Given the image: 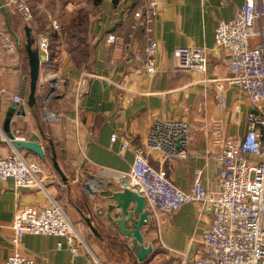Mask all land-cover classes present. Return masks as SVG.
Masks as SVG:
<instances>
[{
	"label": "crops",
	"instance_id": "crops-1",
	"mask_svg": "<svg viewBox=\"0 0 264 264\" xmlns=\"http://www.w3.org/2000/svg\"><path fill=\"white\" fill-rule=\"evenodd\" d=\"M24 1L32 11L29 24L7 5V14L0 12V23L20 43L25 40L26 24L35 41L40 35L48 37L49 60L41 62L39 80L53 81V92L44 99L39 87L35 106H29L28 65L22 46L14 56L3 55L0 130L5 135L6 112L14 103L11 97L19 94L23 114L14 112L8 127L15 138L42 145L44 159L26 149L18 151L26 160L39 164L38 178L45 190L40 186L16 187L12 178L0 182V264L14 250L12 220L16 210L49 206L51 199L59 204L84 244L72 254L64 237L23 234L19 251L35 264H182L184 259L199 256L211 215L200 212L195 202H187L173 214L148 219L141 233L144 244H151L152 250L143 262H136L130 238L107 217L110 194L122 189L112 173L129 170L134 151L141 149L147 161L164 170L179 189H190L197 170L202 172L204 188L218 189L221 168L216 157L221 140L228 134H244L251 108L247 95L224 81L230 74V55L215 45L214 28L219 21L234 18L245 0H159L151 24L158 41L156 71L151 74L145 72L143 59L114 58L112 46L105 42L108 33L123 38L128 35L132 11L143 0ZM81 17L82 23L77 22ZM71 22L79 38H70L64 30L70 29ZM134 34L133 44L143 46V27ZM178 46L203 47L206 71L178 69L173 57ZM82 79L85 83L79 86ZM218 84L225 87L222 106L216 99ZM50 112L56 114L54 120L48 119ZM155 118L189 123L191 141L186 158L163 156L145 147V134ZM112 134H116L115 140H111ZM123 143H127L126 148H122ZM14 150L10 141H0L1 156ZM52 150L65 181L53 165ZM85 217L91 218L97 234Z\"/></svg>",
	"mask_w": 264,
	"mask_h": 264
},
{
	"label": "built area",
	"instance_id": "built-area-1",
	"mask_svg": "<svg viewBox=\"0 0 264 264\" xmlns=\"http://www.w3.org/2000/svg\"><path fill=\"white\" fill-rule=\"evenodd\" d=\"M21 19L29 24L32 11L24 0H6ZM159 7V0H143L132 11L128 38L108 33L105 42L112 46L116 59L144 60V70L156 71L158 41L151 32V24ZM52 26L57 28L55 21ZM142 26L146 32L143 46H134L131 38ZM214 43L229 52L230 74L224 78L236 85L248 98L251 110L246 116L245 132L241 136L225 135L221 140L216 159L220 164L218 189L208 190L202 184V172H195L192 186L183 191L174 185L164 170L154 168L144 151L136 149L129 170L112 173L119 179L121 188H128L146 200L148 219H158L160 214H173L183 204L195 202L200 212L211 215L205 229L199 256L183 260L182 264H264V0H245L243 6L230 20H221L214 28ZM35 46L49 60V39L36 38ZM17 45L11 34L0 23V59L14 56ZM115 54L120 55L115 57ZM175 66L181 70L206 71V50L199 46H178L173 50ZM130 60V59H129ZM84 79L79 86L84 85ZM216 99L224 105L223 85H217ZM82 90H78L81 93ZM5 94L6 89L2 88ZM12 100L21 104L22 97L13 94ZM54 120L56 114L48 113ZM112 134L111 140H115ZM0 141H10L0 130ZM191 141L189 123L182 119L155 118L144 138L145 147L173 158H186ZM123 143L122 148H126ZM40 166L28 161L17 150L8 156L0 155V182L12 178L19 188L40 186ZM96 189L95 185H90ZM14 250L2 264H35L32 258L19 251L23 234H43L64 237L68 250L75 254L81 235L72 226L56 200L42 208L23 206L16 210L12 220ZM61 246L60 243H58Z\"/></svg>",
	"mask_w": 264,
	"mask_h": 264
},
{
	"label": "water",
	"instance_id": "water-1",
	"mask_svg": "<svg viewBox=\"0 0 264 264\" xmlns=\"http://www.w3.org/2000/svg\"><path fill=\"white\" fill-rule=\"evenodd\" d=\"M0 12L5 15L7 14L6 6L2 0H0ZM24 32L25 40L22 43H20L15 35H11L17 47L21 45L25 52L28 65V75L26 76V79H28L27 104L29 106H33L35 103L36 92L39 87L43 90L42 97L44 99L50 98V93L53 92V81L40 82V64L43 61L44 56L35 46V38L32 34L31 28L27 24L24 26ZM21 109L22 106H19L16 103H12V105L8 108V111L6 112V122L4 124L5 136L10 140V144L15 150L18 151L26 149L35 153L41 159H44V149L41 144L34 141L17 139L10 132L8 127L10 117L16 111V114H23ZM251 111L255 112V110ZM51 159L55 169L60 173L62 179L65 181L66 178L58 167L55 160V152L53 150ZM109 200L111 202L108 207L107 217L113 224H117V228L122 234L130 238L132 249L135 251L136 262H143L152 250L151 244H144L141 233V228L147 225L148 222V213L145 208V198L128 188H122L119 191L112 192L109 196ZM85 221L92 232L97 234V230L92 224L91 218L85 217Z\"/></svg>",
	"mask_w": 264,
	"mask_h": 264
},
{
	"label": "trees",
	"instance_id": "trees-1",
	"mask_svg": "<svg viewBox=\"0 0 264 264\" xmlns=\"http://www.w3.org/2000/svg\"><path fill=\"white\" fill-rule=\"evenodd\" d=\"M91 1H93V3H96L97 1H99V0H87L86 1V3H89V2H91ZM78 21H80L81 23H82V17L79 19V20H77V22ZM84 21V20H83ZM74 23L73 22H71L70 23V25H69V27H70V29H64L65 31H66V33H67V35L68 36H70V38H74V37H76V38H79L80 37V35H79V33L77 32L78 30L77 29H75V28H72ZM80 25V24H79ZM33 32V31H32ZM134 36H135V34H134ZM134 36L131 38V42H132V44H133V41H134ZM127 40H129V38H128V35L125 37ZM134 45V44H133ZM134 46H137V45H134ZM128 59H130L131 61L133 60V58H131V57H128L126 60L128 61ZM34 106H35V104H34ZM33 106V107H34ZM32 107V108H33Z\"/></svg>",
	"mask_w": 264,
	"mask_h": 264
}]
</instances>
